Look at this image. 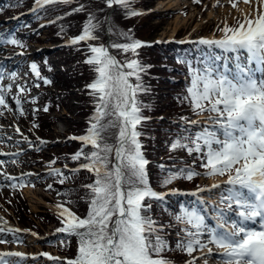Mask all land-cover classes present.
Returning a JSON list of instances; mask_svg holds the SVG:
<instances>
[{
  "label": "snow or ice",
  "instance_id": "6c2138e0",
  "mask_svg": "<svg viewBox=\"0 0 264 264\" xmlns=\"http://www.w3.org/2000/svg\"><path fill=\"white\" fill-rule=\"evenodd\" d=\"M74 2L34 0L32 11ZM194 2L199 3V0ZM229 2L233 8L238 7L237 0ZM242 2L250 9L242 13V20L238 19L232 26L225 22L219 29L222 33L219 38H201L195 42L209 50L202 54L199 67L181 61L187 63L189 73L182 102L189 104L194 115L205 119L181 117V131L170 143V149L186 151L194 157L193 165L168 171L160 180V185L167 187L178 179L224 178L222 183L187 193L196 197L191 202L192 207L180 204L179 214L172 215L175 223L185 225L180 229L184 236L176 242V249L190 257L196 251L201 252L203 264H209V259L213 258L215 264H264V0ZM104 3L108 8L122 9L125 18L144 14L132 7L135 0H104ZM84 10V5H79L65 15ZM95 20V15L90 13L81 34L68 41L69 45L87 44L84 63L94 73V78L86 85L94 105L89 126L85 134L69 138L81 143L71 159L86 161L72 171L87 170L94 177L91 183L83 185L87 189L88 210L81 217L69 206L76 203L71 198L57 203V218L62 226L56 232L76 238V255L64 261L47 252L39 256L47 257L53 264H172L163 255L171 250L162 235L166 225L158 223L151 212L153 203H163L169 196L185 193L177 189L168 192L153 189L148 179L150 162L140 139L144 135L140 130L142 124L150 119L143 114L148 105L139 98L149 91L143 74L150 66L139 60V49L151 45L134 39L131 29L123 31L113 25L107 32L124 42L89 43L100 39L95 33L101 25ZM3 42L23 47L16 38ZM110 49L117 50L125 59L118 60ZM214 49H219L220 53ZM31 70L44 84L51 83L41 77L35 63ZM11 77H15V73ZM0 79H3L2 70ZM11 88V84L0 87V108L8 111L12 109L6 94ZM26 91L20 86L14 97L20 116L25 115L20 95ZM33 127L38 125L33 124ZM110 129L116 130L112 143L109 142L111 137L105 135ZM16 131L20 132L19 127ZM24 139L27 141V137ZM89 146L91 151L86 152ZM4 163L0 161V165ZM55 163L56 160L50 161L49 174L59 177L58 182L64 184L68 177L52 168ZM160 167L163 170V165ZM197 167L203 171H197ZM0 175L5 180H20L21 188L26 186L21 178L7 173ZM25 175L32 174H22ZM51 187L48 185L49 189ZM213 190H218L217 203L198 207L206 203L198 194ZM58 195L70 197V193ZM21 231L26 230L9 227L7 221L0 218V244H22L17 235ZM6 234H12L13 239H4ZM26 259L23 252H0V264H21ZM197 259L193 257L186 264H196Z\"/></svg>",
  "mask_w": 264,
  "mask_h": 264
},
{
  "label": "rangeland",
  "instance_id": "374dc122",
  "mask_svg": "<svg viewBox=\"0 0 264 264\" xmlns=\"http://www.w3.org/2000/svg\"><path fill=\"white\" fill-rule=\"evenodd\" d=\"M139 1H141L139 5L143 13L146 14L147 12H151L149 13L151 15L145 17L139 16L137 17L136 21L130 22V25H138L140 23H143V27L138 32L139 36L145 38L143 41L152 40L155 38L157 40L167 41L177 33H181L182 35L189 37L191 39L193 38L196 39L199 36H209V35L220 37L222 33L219 31V29L224 27L225 22L230 26L235 25L238 19L241 20L243 19L242 13L250 11L249 6L244 4L242 0H237V4H238L237 8H233L229 0H199V3H195L194 0H177L178 4L171 6L170 9H165L164 4L165 1L167 0H139ZM95 4L101 5V0L96 1ZM8 5H9L8 0H0V19L7 18L9 20V21H4L5 23H7V27L4 29L11 28L12 31L10 37L20 40L21 44L23 45V41L24 39H26L28 34V31L22 27V21L23 18L26 17V14L18 19H14L11 13L8 14V10H7ZM178 8L179 10H177ZM110 11L111 9L107 11L108 16ZM177 16L179 18L178 20L175 21V18ZM113 20L117 24L122 25V27H125L124 26L125 23H123L120 19L116 18ZM40 24L38 28L42 27L41 26L42 24L41 25ZM45 33H47V29H45L41 33L39 39L43 40L44 36L46 35ZM80 34L81 33H79V35ZM105 34L106 36L108 35V37H110V34L107 32V29L105 30ZM65 38H63V40H65ZM3 45L7 49L5 54L7 53L11 54V52L17 50L18 48H23V49L27 48L29 52L25 56L20 55L16 57L18 58V65H17L18 67L17 70L15 71V77H11V78L14 81L18 82L17 90L16 91L14 90L16 84H12L11 91L8 92V94L6 95V100L12 111H8L7 109L0 108V112L3 113L2 115H0V125L1 126L8 125L10 127L14 126L15 129L19 127L20 129L19 133L26 136L14 135V137H22V138L27 137V140L30 139L32 141L31 142L32 144H29L30 142H27L25 140L22 141L21 143L17 142L16 144L13 145V147L15 151H19L18 155L16 154L12 158L7 159L6 163L8 166H5L4 164L0 165V167L4 169H9V175H11L12 177L17 176V178H21L23 182L26 184L25 187L21 188L19 187L20 180L5 181V179H3V181L0 182V218L3 219L8 218L10 219V221H12L14 225H18L22 227L24 230H26L25 232H20L17 234L19 236V239L23 241L22 244L16 242L4 243V244H0V247L10 248V247L25 246L26 248L25 250L27 252H36L41 248H45L44 244L46 243H41L40 240L39 241L29 240L30 239L29 234L31 231L30 229L31 221H34V223L39 226V228L42 230L41 233L42 235H44V232H48L49 230L53 229L56 226L58 227L59 225L53 224L52 222L43 223L37 219V217L34 215L35 213L49 212V213L58 214V210L56 208L57 203H61L69 198H71L74 201H77L80 198L79 202L82 203L84 207L83 209H79V204L77 202L75 203V205H69L73 211H76L78 209L77 215L83 217L86 215L88 210V204L86 205L87 202L83 201L85 200V198L80 197V194L76 193L77 192L76 189H63L53 186L52 184L49 183L50 169L48 166H46L47 161H50L52 155L57 152V148L61 145V142H63L64 137L66 135H72V134L76 135L74 132L75 130H80L85 127L84 117L88 116V114L83 113V111L79 112L80 110L76 102L79 100V94L83 93V90L87 89L86 85L92 81L90 80L88 82L82 83L83 79L87 80V78L85 79L84 77L87 69L84 63V60L86 59L87 48L81 51L82 57L78 55L77 57H75L74 53H67V52L62 53L58 49L53 50L51 48L52 45L50 43H30L28 47H25L24 45L23 47H20L19 45H12L9 43H3ZM206 51L209 50L200 47H197L194 50V54H195L193 58L194 65L198 66L199 61L202 58V54ZM44 53L49 54L47 60L50 61L52 69L57 71V70H61V67H63L65 69V72L68 74L67 76L69 77V79L71 78L79 81L78 86L65 89V91L62 90V92L64 93L61 92V94H64L65 97L64 100L61 101L63 103L62 107H60V109L57 111L56 110L50 111L48 114H40L42 113L41 111L35 112L34 111L35 107L32 105V103L29 102L30 100L29 97L33 94H36V92H38L43 85V80L37 78L34 73H31L29 71V69L31 68V65L35 63L40 71L41 77H44L45 64L43 63V61H37V62L35 61L37 57H39L41 54ZM31 59L34 60L32 64L28 63V61ZM64 59L66 60L68 59L67 60L68 63H63ZM181 60L185 61V59L182 58ZM11 68L12 66H8L6 70L7 69L10 70ZM48 73H51V71H49ZM45 75L48 74L45 73ZM177 77L176 80L177 81L180 80V78ZM181 80L186 82L187 78L181 77ZM37 84L39 85V87L36 86ZM20 86L27 89L25 93L20 95V99L22 101V107L25 112V115L23 116H20L18 111L16 110V105L14 100V97L18 93V87ZM55 88H56L55 86H51L48 89L50 90V94L53 97L52 101H54V99L56 98L54 96ZM59 88L61 89V86H59ZM166 89H167L166 84H163L160 88H158V92H159L158 94H163L168 92V90ZM39 98L40 96H38V99ZM162 99L165 100L164 97L160 98L159 101L160 105H164V101H161ZM188 109H190V106L188 107ZM52 114H54L56 122H54V124L50 125L48 128L44 127L43 129L42 127L44 123L50 120ZM162 114L166 119H169L168 117L172 116L170 110L162 109L160 113L153 112L152 114L144 115L146 117H150V119L144 121V123H148L151 120L163 117ZM186 117L190 120L200 119L201 121H203L205 119V117H197V116H193V117L186 116ZM171 120L173 122L178 121L183 123L181 119L173 118ZM33 124L38 125V127H33ZM1 129L2 128H0V140H4L5 139L4 137L8 134ZM8 130L13 131L12 128H9ZM38 138L41 140L46 139L45 143L41 144L40 141L39 142L35 141V139ZM154 139H156L154 143L159 142L158 134L154 136ZM5 144H9V143L5 142ZM27 146H29L32 149H28V148L26 149ZM158 150H160V156L157 157L158 155H156L153 158H151L153 162L159 160L158 158L164 156V151H162V148L160 149L159 144H157L156 147H153V151H156L157 154H158ZM0 161H2L1 158ZM12 161H15V163H12ZM196 163L198 165L199 162L197 161ZM69 167L73 168L72 165ZM28 168L32 169L31 172L34 175L22 176V174H24L25 171L28 170ZM196 170L203 171L198 167L196 168ZM35 174H39V176H35ZM217 178L219 177H216L215 179L205 178L202 176L198 177L195 190H197L198 187L208 188L210 186V182L213 180L216 181ZM69 181L70 180L67 179L65 183L66 184L69 183L71 184V186L75 185L73 182H69ZM13 183L17 185L15 188L11 186ZM48 185H52V187L49 189ZM175 185H177V183H175ZM185 187H190V186L187 185ZM213 192L214 191L203 192V193H199V195L212 196L210 194H212ZM58 193L61 194L70 193V197L64 195H58ZM185 200L188 202L190 199L185 197ZM183 236L184 234H181L180 237L182 238ZM3 238L9 241L13 239L12 234H6ZM47 238L49 237H46V240ZM71 239L72 242L69 243L68 245V251H70V254L63 251H62L63 254H60L61 252L60 250H58L57 252V250L53 248V250L57 252V256L63 261L65 260V258L71 259L76 255L77 240L75 237H71ZM200 253L201 252L196 251L192 254V257L190 256L186 257V261L184 262L175 261L173 263L186 264L188 260H191L193 257H197V255H199ZM30 263L31 262L29 261V264ZM209 263L215 264L214 258L209 259ZM196 264H203V259L202 258L197 259Z\"/></svg>",
  "mask_w": 264,
  "mask_h": 264
},
{
  "label": "trees",
  "instance_id": "16d2710c",
  "mask_svg": "<svg viewBox=\"0 0 264 264\" xmlns=\"http://www.w3.org/2000/svg\"><path fill=\"white\" fill-rule=\"evenodd\" d=\"M12 1L15 4V10L23 9L24 7L32 5L34 3V0ZM96 1L98 0H75V2L70 5L57 4L52 6H46L44 9L35 11L28 19V22L30 25H35L39 18L48 20V22L44 25L47 28V33H45V40L52 43H57L61 41L64 37H72L79 35V33L82 32L84 23L87 21L88 16L91 13L94 14L96 17V20L94 22H99L101 28L95 33L97 36L100 37V39L97 41H90L89 43L108 44L110 41L121 43L124 42L116 35H110V37H108V35L106 36L105 30L108 29L110 25H113L116 29H120L123 31H128L129 29H131L134 39H139L140 41H143L145 39L138 35L139 30L143 27V23H140L138 25H130V22L136 21L137 17L139 16L145 17L151 14L146 13L132 18H125L124 11L122 9L108 8L105 5L104 0H101V5L95 4ZM140 2L141 1L139 0H135V3L132 5V7L134 9L142 11L139 5ZM79 5H84L85 10L83 12L73 13L72 15H65L66 13L71 12L72 9L78 7ZM109 9H111V11L108 16L107 11ZM57 17H63V19H57ZM116 18L120 19L123 23H125V27H122V25L117 24L113 20ZM61 28H63V31H61ZM40 35V31L36 32L32 35V37H30V39L33 41L41 42L42 40L39 39ZM178 35H181V33H178ZM86 48L87 44L85 42H81L79 45L62 46L60 47L59 51H61L62 53H74L75 57H77V55L81 56V51ZM187 49H189V46L179 48L173 42L162 45H153L150 47L146 46L139 49V60L142 64L150 66L147 68V72L143 74L144 85L149 89V91L147 93L141 94L139 97L145 105H148V107L143 110L144 115L152 114L153 112L160 113L162 109L170 110L173 116H182V114L185 113L184 107L189 105L187 102H182V98L186 95V89L184 88L182 82L174 80V72L181 70V66H173L171 63V59L172 55H174L176 51ZM110 51L112 52V54L117 56L118 60L123 61L125 59V57L121 55L117 50L110 49ZM67 60L64 59L63 63H68ZM85 65L87 69L84 77L85 79L87 78V80L83 79L82 83L88 82L94 78V73L90 70V67L87 64ZM67 75L68 74L65 72V69L63 67H61V70L57 71L53 75L56 78L57 89L59 91H65V89L78 86L79 81H77L76 79H69ZM163 84H166V90H168V92L158 94V88H160ZM59 86H61V89L59 88ZM162 97L165 98V100H161L164 101V105L159 104L160 98ZM76 103L78 104V108L80 110L79 112L83 111V113L88 114V116L84 117L85 127L80 130L74 131L77 135H83L85 134L86 129L89 126V118L94 110L92 97L89 95L88 89H84L83 93L79 94V100ZM58 104L60 106L62 102L59 101ZM50 120L53 121L54 119L50 118ZM180 126L181 124H173L169 120H166L164 116L158 119L151 120L148 123L143 122L142 124L140 130L143 131L144 135L140 139L144 145V155L150 162L147 166V170L148 179L152 187H157L159 189L166 188L160 185V180L163 178V176H165L168 171L175 172L178 169L187 167L186 164L190 162V160L187 159V152L185 158L181 154L184 150L173 151L170 149V143L176 138L177 134L181 131ZM115 132V129H110L108 133H105L106 136L111 137V139L109 140L110 143L114 142ZM156 134H158L159 142L154 143L156 140L154 139V136ZM157 144H159L160 149L162 148V151H164V156L158 158L159 160L153 162L151 158L156 155H158L157 157L160 156V150H158V154L156 153V151H153V147H156ZM80 148V142L72 140L65 141L57 148V152L52 155L50 160H56V163L60 165H72L73 168L62 167L59 170L63 172L64 176L68 177V179H70L75 185L66 186L64 184H60L58 182L59 177H56L55 175H51L50 182L52 185L59 188L76 189V193L80 194V197H84L85 200L83 201L87 202V189H85L83 185L91 183L94 177L87 170L81 169L78 172L72 171L73 169L79 168L81 164L86 162L83 158L78 161H73L71 159V156ZM85 151H91L90 146L86 148ZM172 162H176L177 165H168ZM161 165H163V170L160 167ZM175 182H178V185L181 187L195 184L194 179L191 181L186 179H178L175 180ZM79 200L80 198L76 201L79 204V209H83L84 207L82 203L79 202ZM87 204L88 203H86V205ZM179 206L180 203H178V201L173 197L169 196L163 203H153L151 215L154 217V219L157 220L158 223L177 227L176 223L172 219V215L173 213L179 214ZM75 212L78 213V209ZM36 217L43 223H60L59 219L57 218L58 215L54 213H38L36 214ZM31 225L38 229L34 222H31ZM166 229H164L162 235L164 236V239L167 241L171 250L163 253V255L165 258L171 259V253L173 255L179 256V250L176 249V242L178 240L169 236L168 234H165V232L167 231ZM71 242V237H68L64 242L63 246L59 248V250L61 252L63 251L70 254V251H68V245ZM179 258L182 259L183 257L181 256ZM51 264H53V262Z\"/></svg>",
  "mask_w": 264,
  "mask_h": 264
},
{
  "label": "bare ground",
  "instance_id": "6f19581e",
  "mask_svg": "<svg viewBox=\"0 0 264 264\" xmlns=\"http://www.w3.org/2000/svg\"><path fill=\"white\" fill-rule=\"evenodd\" d=\"M176 4H178V1L177 0H167V1H165V4H164V6H165V9H170L171 8V6H174V5H176ZM178 16L175 18V21L176 20H178ZM2 31V26L0 27V32ZM1 34V33H0ZM5 52H6V48L1 44V42H0V70H2L3 68H4V66H6L7 64H9V63H12V65H13V68L11 69V70H13L15 67H16V65H18V58H16V57H13V59H9L8 57H5ZM220 52V51H219ZM21 58H23V57H21ZM8 71H6V72H4L5 74L7 73ZM5 128H7V126L5 127ZM5 142H8L7 140H0V158L2 159V161H4L5 163H4V165L5 166H8L7 165V159H9V158H12L13 157V149L14 148H12L11 146H9L8 144H5ZM10 168V167H9ZM0 173H9V169H4V168H2V167H0ZM2 176V175H1ZM14 177V176H13ZM222 180L223 179H218V180H213V181H211L210 182V184H213V183H222ZM5 181H7V180H5ZM1 182V181H0ZM200 196H202L203 198H205V196L204 195H200ZM211 199H209V201H210ZM213 201V200H212ZM3 220H6L7 221V225L9 226V227H12L13 225L11 224V221L8 219V218H6V219H3ZM17 228H20V227H17ZM32 238H35V237H30V239H31V241H33V239ZM29 239V240H30ZM20 250H22V251H24V249H20ZM205 252H206V250H205ZM202 257V253H200L198 256H197V258L199 259V258H201Z\"/></svg>",
  "mask_w": 264,
  "mask_h": 264
}]
</instances>
